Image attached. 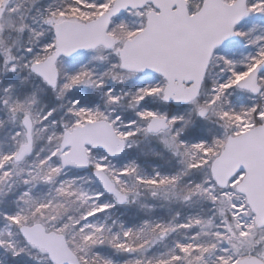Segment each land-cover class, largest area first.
<instances>
[{
    "label": "snow or ice",
    "instance_id": "snow-or-ice-1",
    "mask_svg": "<svg viewBox=\"0 0 264 264\" xmlns=\"http://www.w3.org/2000/svg\"><path fill=\"white\" fill-rule=\"evenodd\" d=\"M0 264H264V0H0Z\"/></svg>",
    "mask_w": 264,
    "mask_h": 264
}]
</instances>
